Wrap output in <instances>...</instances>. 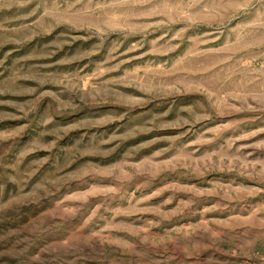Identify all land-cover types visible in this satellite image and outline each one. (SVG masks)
Segmentation results:
<instances>
[{
  "label": "rangeland",
  "instance_id": "1",
  "mask_svg": "<svg viewBox=\"0 0 264 264\" xmlns=\"http://www.w3.org/2000/svg\"><path fill=\"white\" fill-rule=\"evenodd\" d=\"M0 264H264V0H0Z\"/></svg>",
  "mask_w": 264,
  "mask_h": 264
}]
</instances>
